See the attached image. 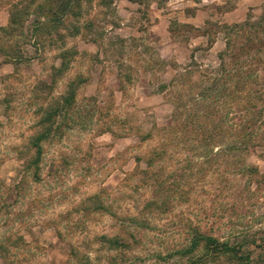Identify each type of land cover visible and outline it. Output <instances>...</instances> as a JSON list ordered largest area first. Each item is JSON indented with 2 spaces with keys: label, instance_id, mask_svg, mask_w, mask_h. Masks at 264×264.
<instances>
[{
  "label": "rangeland",
  "instance_id": "obj_1",
  "mask_svg": "<svg viewBox=\"0 0 264 264\" xmlns=\"http://www.w3.org/2000/svg\"><path fill=\"white\" fill-rule=\"evenodd\" d=\"M41 4L0 0V244L9 259L236 264L204 240L190 247L201 234L244 239L245 264H264V137L228 148L239 114L222 103L223 129L204 142L218 120L195 97L218 67L224 25L254 19L264 0H82L63 23L44 22ZM15 5L28 7L11 23ZM69 82L73 104L51 116L34 174L31 137ZM252 87L264 89L263 69ZM157 180L163 202L149 206ZM103 236L126 245L109 249Z\"/></svg>",
  "mask_w": 264,
  "mask_h": 264
},
{
  "label": "trees",
  "instance_id": "obj_2",
  "mask_svg": "<svg viewBox=\"0 0 264 264\" xmlns=\"http://www.w3.org/2000/svg\"><path fill=\"white\" fill-rule=\"evenodd\" d=\"M81 1L82 0H45V6L41 4L42 14L45 15L44 22L47 21V23H52L57 21L63 23L65 15L74 12L75 8L80 6ZM26 6L28 7V5ZM26 6H23V9L18 8L16 5L14 6L10 12L11 23L18 20L17 15L20 11H27ZM231 7L232 6H228L227 9ZM36 16L38 17L37 22H40L39 15ZM223 30L225 32V46L222 51L217 53L219 62L218 67L213 73L205 74V79L207 81L205 83L206 86L203 88L202 93L195 94V97H198L197 99L206 100L208 109L210 107L215 108L213 111H210L211 116L209 115V119L218 120L216 126L217 130L209 134H204L202 139L207 143V141H210L213 137L218 136L223 129L221 122H224L225 119L218 117V104H233L237 107L239 116L237 122L228 127V129H231L229 136L232 142L228 144L227 147L231 150L241 149L245 144L252 147L251 144L253 139H261L264 137V107L261 108L262 110L254 108L256 102L264 104V89L252 87V84L257 83L259 79V71L261 69L264 71V4H262L259 14L254 17V19H250V17L247 16L241 22L225 24ZM208 42L210 45L212 40L209 39ZM67 54H69L68 51H61L60 65L55 68L57 73H61L65 68L69 57ZM63 60H65V62ZM74 94L75 83L69 82L65 94L61 97L59 102L52 110L45 113L46 115L42 127L32 135L31 148H33L34 152L27 165L34 168V174H37V166L41 154L40 141L49 137L52 131H54L52 128L51 116L65 113L73 104ZM195 114L197 117L200 115L198 111H196ZM205 114L203 115L206 116ZM193 123H195V121ZM258 123L262 124L263 127H260ZM219 152L220 150L216 151L214 155H218ZM162 191V183H160V180H157L152 187L153 197L147 200V204L149 206L154 205V207H158L161 202H163L161 197ZM102 238V241L109 249L116 250L117 248H124L126 245L122 239L116 236H103ZM16 239L17 241L14 242L15 244L23 242L20 237H16ZM201 240H204V247H211L217 254L220 252H228L231 254L236 264H245L249 260L250 251L246 253L241 251L243 244L247 243L244 239L239 242L235 241L231 243L228 240L221 241L211 235L200 234L197 239L191 241L190 247L198 246L201 244ZM7 242V244H10L12 247L15 246L10 240ZM248 243L260 245V243L258 244L255 240L248 241ZM261 245L263 244L261 243ZM190 247H187V250H190ZM7 248L5 244H0L2 253L1 264H15V262H12L9 256H7ZM262 248L264 250V247Z\"/></svg>",
  "mask_w": 264,
  "mask_h": 264
}]
</instances>
